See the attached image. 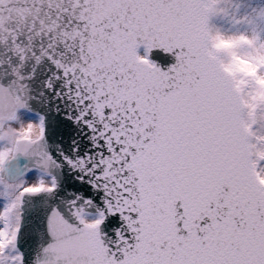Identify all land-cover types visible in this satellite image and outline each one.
<instances>
[{"label":"snow or ice","instance_id":"obj_1","mask_svg":"<svg viewBox=\"0 0 264 264\" xmlns=\"http://www.w3.org/2000/svg\"><path fill=\"white\" fill-rule=\"evenodd\" d=\"M0 264H264V0H0Z\"/></svg>","mask_w":264,"mask_h":264},{"label":"rangeland","instance_id":"obj_2","mask_svg":"<svg viewBox=\"0 0 264 264\" xmlns=\"http://www.w3.org/2000/svg\"><path fill=\"white\" fill-rule=\"evenodd\" d=\"M253 2H261V0H253ZM221 46H222V47H228L229 44H228L227 41H222V42H221ZM238 68H239L240 71L245 72V73H247V74H252V73H254V71H255L254 66L251 65V64H248V63L245 62V61H241V62L238 64Z\"/></svg>","mask_w":264,"mask_h":264}]
</instances>
